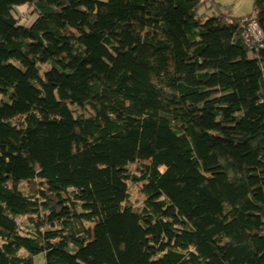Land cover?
<instances>
[{
    "label": "trees",
    "instance_id": "obj_1",
    "mask_svg": "<svg viewBox=\"0 0 264 264\" xmlns=\"http://www.w3.org/2000/svg\"><path fill=\"white\" fill-rule=\"evenodd\" d=\"M253 16L264 32V0H0V264H264Z\"/></svg>",
    "mask_w": 264,
    "mask_h": 264
},
{
    "label": "rangeland",
    "instance_id": "obj_2",
    "mask_svg": "<svg viewBox=\"0 0 264 264\" xmlns=\"http://www.w3.org/2000/svg\"><path fill=\"white\" fill-rule=\"evenodd\" d=\"M222 5H231L233 6L234 15L237 16H244L249 13H252L254 10V5L256 0H217ZM14 13L16 17L19 18L20 24L23 25H30L35 19L36 14L31 12L30 6L20 7L19 9L15 10ZM3 100V95L0 94V103ZM142 184H131L130 191H131V198L135 200V206L140 207L142 206L144 196L141 192ZM20 221H26L27 217H19ZM0 243H2L0 241ZM35 264H46V260L43 254H40L35 257Z\"/></svg>",
    "mask_w": 264,
    "mask_h": 264
},
{
    "label": "built area",
    "instance_id": "obj_3",
    "mask_svg": "<svg viewBox=\"0 0 264 264\" xmlns=\"http://www.w3.org/2000/svg\"><path fill=\"white\" fill-rule=\"evenodd\" d=\"M241 27L242 34L250 46H257L258 44L264 46V32L254 16L249 20L244 21L241 24Z\"/></svg>",
    "mask_w": 264,
    "mask_h": 264
}]
</instances>
